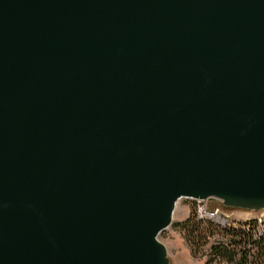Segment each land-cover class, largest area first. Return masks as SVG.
<instances>
[{"label": "water", "instance_id": "water-1", "mask_svg": "<svg viewBox=\"0 0 264 264\" xmlns=\"http://www.w3.org/2000/svg\"><path fill=\"white\" fill-rule=\"evenodd\" d=\"M183 198L264 210V0H0V264H171Z\"/></svg>", "mask_w": 264, "mask_h": 264}, {"label": "trees", "instance_id": "trees-1", "mask_svg": "<svg viewBox=\"0 0 264 264\" xmlns=\"http://www.w3.org/2000/svg\"><path fill=\"white\" fill-rule=\"evenodd\" d=\"M178 226L185 231L194 251L205 245L209 234L220 233L223 239L210 246L205 264H220L223 261L234 264H264V231L257 230L256 220L236 227H219L211 221L203 225V221L198 220L194 213L193 217Z\"/></svg>", "mask_w": 264, "mask_h": 264}, {"label": "rangeland", "instance_id": "rangeland-1", "mask_svg": "<svg viewBox=\"0 0 264 264\" xmlns=\"http://www.w3.org/2000/svg\"><path fill=\"white\" fill-rule=\"evenodd\" d=\"M209 208H219L220 211L227 215L237 225H243L246 222L258 221L257 230L264 231V210L249 211L244 209L228 208L221 202L216 200H207ZM196 201L193 199L183 198L176 207L172 226L164 230L160 234V240L167 246L171 259V264H205L208 259L210 246L219 241L222 237L220 233L214 232L207 236V241L199 250H192L188 242L185 231L178 225L186 221L189 217H193L195 213ZM260 221V222H259ZM209 221H203L206 225ZM220 264H234L222 262Z\"/></svg>", "mask_w": 264, "mask_h": 264}, {"label": "built area", "instance_id": "built-area-1", "mask_svg": "<svg viewBox=\"0 0 264 264\" xmlns=\"http://www.w3.org/2000/svg\"><path fill=\"white\" fill-rule=\"evenodd\" d=\"M193 200L196 201L195 216L198 220L211 221L219 227L237 226V224L230 220L227 215L223 214L219 208H209L206 203L208 199ZM222 239L221 237L220 240Z\"/></svg>", "mask_w": 264, "mask_h": 264}]
</instances>
